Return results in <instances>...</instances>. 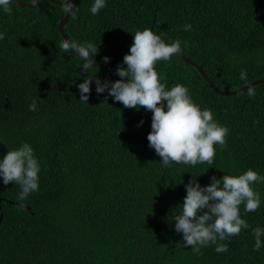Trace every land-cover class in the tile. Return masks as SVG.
<instances>
[{"label":"trees","instance_id":"16d2710c","mask_svg":"<svg viewBox=\"0 0 264 264\" xmlns=\"http://www.w3.org/2000/svg\"><path fill=\"white\" fill-rule=\"evenodd\" d=\"M71 1L77 10L65 32L95 44L97 63H123L135 31L148 28L165 42L180 39V53L221 90L264 78V0H106L97 15L90 12L94 0ZM10 7V14L0 9V160L26 142L41 170L39 190L25 198L23 211L20 186L0 178V264H264V247L253 251L252 234L264 228V182L252 185L259 209L245 213L240 206L250 228L225 241L226 253L210 244L194 254L173 220L193 178L204 187L213 176L249 168L264 176V83L252 87L251 97L248 88L223 95L181 55L157 62L168 89L185 86L201 110L229 129L211 165L166 168L147 140L150 111L97 94L95 82L87 104L79 102L77 85L87 76L121 78L118 66L83 73L78 56L60 49L62 6L39 0L36 7L15 1ZM34 99L37 109L30 111Z\"/></svg>","mask_w":264,"mask_h":264},{"label":"clouds","instance_id":"9594fccd","mask_svg":"<svg viewBox=\"0 0 264 264\" xmlns=\"http://www.w3.org/2000/svg\"><path fill=\"white\" fill-rule=\"evenodd\" d=\"M13 0H0V9L10 14ZM39 0H32L36 7ZM106 6V0H94L90 8L93 15H97ZM65 12L74 15L76 6L71 0L62 4ZM184 31H190L191 25L185 24ZM5 35L0 33V40ZM60 49L78 54L82 61L83 73H88L96 63L94 57L98 54V47L92 42H78L64 39L60 42ZM181 40L170 43L153 32L151 29L135 31L130 54L123 57V65L115 70V75L121 79L115 82L101 81L88 76L83 83L77 85L80 93L79 102L87 104L91 94L90 85L95 82L96 93L107 91L115 101L122 103L125 108L139 110L144 108L152 113L151 132L147 136L149 147L162 158V165L170 167L174 164H184L195 167L205 162L211 165L216 155L215 145H226L229 129L215 121L210 109L201 110L194 103L189 90L177 83L170 89L161 80L155 70L157 62H167L181 52ZM104 57L103 62H109ZM126 65L127 67H124ZM247 70L242 69L240 79L246 80ZM88 94V95H86ZM248 95L254 96L255 89L248 88ZM108 96L103 105H107ZM37 109L34 99L29 105L30 111ZM143 121H141V124ZM40 162L34 155V150L28 143L8 150L0 160V178L3 184L19 185L21 192L17 200L21 203L18 211L25 210L23 201L32 192L39 190ZM210 184L204 187L193 178L186 187V197L180 212L173 218L175 231L182 233L184 247H191L194 254H200L201 248L215 245L217 253H226L232 237L240 234L242 229H249L248 222L241 218L240 206H244L245 213L259 209L261 198L253 184L264 182V176L249 168L240 175H224L217 179L210 178ZM254 237V252L264 247V228H252Z\"/></svg>","mask_w":264,"mask_h":264},{"label":"water","instance_id":"95a60500","mask_svg":"<svg viewBox=\"0 0 264 264\" xmlns=\"http://www.w3.org/2000/svg\"><path fill=\"white\" fill-rule=\"evenodd\" d=\"M13 1H15L16 3H18V4L22 5V6H26V7H34V6L32 5V3H24V2L19 1V0H13ZM49 1H51L52 3H54V4H56V5H60V6H62V4L65 2V1H61V0H49ZM71 2H72V1H71ZM71 17H72L71 14L66 13V15L63 17V19L61 20V22H60V24H59V30H60L61 35L63 36L64 39H68V40H70V38L68 37V35H67L66 32H65V25L69 22V19H70ZM68 53L78 56V54L73 53L71 50H69ZM178 55H181L182 58H183L187 63L192 64L193 66H196V67L200 70L201 74H202V75H203V76L209 81L210 86H211V87H212L217 93H220V94H223V95H234V94H236L237 92L243 91V90H245V89H247V88H249V87H253V86L257 85V84H262V83H264V78H263V79L256 80V81H254L253 83H251V84H249V85H247V86H245V87H242V88H240V89H238V90H236V91H224V90H221L220 88H218V87L215 85V83H214L213 81H211V80L208 78V76L205 74V72H204V71H203V70H202V69H201V68H200L195 62H193L192 60L186 58L182 53H179ZM119 65H123V63L102 64V63H97V62H96L93 66H94V67H97V68H110V67H116V66H119Z\"/></svg>","mask_w":264,"mask_h":264}]
</instances>
